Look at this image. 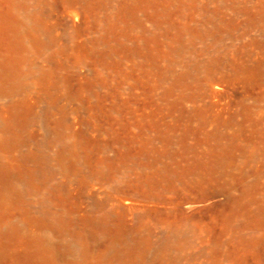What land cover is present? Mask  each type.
<instances>
[{"label": "rangeland", "instance_id": "374dc122", "mask_svg": "<svg viewBox=\"0 0 264 264\" xmlns=\"http://www.w3.org/2000/svg\"><path fill=\"white\" fill-rule=\"evenodd\" d=\"M0 264H264V0H0Z\"/></svg>", "mask_w": 264, "mask_h": 264}]
</instances>
